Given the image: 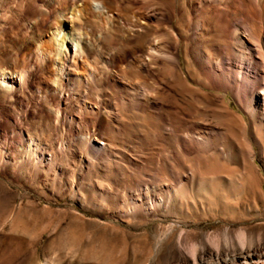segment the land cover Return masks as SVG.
I'll return each instance as SVG.
<instances>
[{"label": "rangeland", "instance_id": "obj_1", "mask_svg": "<svg viewBox=\"0 0 264 264\" xmlns=\"http://www.w3.org/2000/svg\"><path fill=\"white\" fill-rule=\"evenodd\" d=\"M120 1L111 29L102 30L103 19L90 15L75 22L104 56L118 61L108 67L89 58L103 84L81 93L69 87L78 98L73 129L44 112L58 109L48 89L58 87L55 65L41 71L24 63V48L8 40L31 38L28 29L11 27L22 24L18 16H27L29 5H2L8 24L0 30V69H32L34 77L33 88L0 109V264H183L184 255L194 264L193 245L203 239L245 228L264 233V153L249 133L246 102L229 91L226 107L225 93L206 88L194 73L193 33L170 11L182 0ZM165 4L171 33L165 44L180 56L175 76L160 64L151 71L146 40L126 34ZM54 20L51 12L46 24ZM235 117L250 130L238 131L230 122ZM15 120L30 138L14 140ZM257 132L263 139L264 130ZM27 149L35 153L29 157Z\"/></svg>", "mask_w": 264, "mask_h": 264}, {"label": "bare ground", "instance_id": "obj_2", "mask_svg": "<svg viewBox=\"0 0 264 264\" xmlns=\"http://www.w3.org/2000/svg\"><path fill=\"white\" fill-rule=\"evenodd\" d=\"M4 1L6 0H0V30H4L8 24L1 13ZM38 1L40 0H24L29 5L30 13L27 16H18L22 19L21 25L17 22L11 24V27L31 31V38L19 39L18 36H10L8 40L24 48V63L34 62L36 69L41 71L46 70L50 63L55 65L54 75L58 87L48 89L56 97L58 109L45 106L44 112L54 114L56 124H61L66 129L78 128L74 117L75 107L72 106L74 102L77 103V97L72 93L74 86L81 93L84 88L96 89L103 84L96 68L90 67L89 58L97 57L96 61L104 62L108 67L116 64L118 59L112 54L104 56L96 42L89 38L82 27L77 28L75 22L87 19L90 15L103 19L102 30L111 29L116 23L112 11L119 8L122 1L41 0L42 7L37 8ZM164 6L161 9L153 7L150 15L142 16L141 21L136 23V30L126 31L131 41L146 40V66L151 70V65L160 64L166 74L171 76L180 71V56L170 51L165 44L167 36H171L166 28L168 9L171 8L170 11H174V14L180 13L182 19H186L185 26L193 33L189 54L194 73L204 81L206 88L225 93L222 98L226 107L225 100L229 91L233 92L240 104L246 102L245 106L251 118L250 127L253 130L249 133L264 153V138L259 139L257 135V129L264 130V23L262 25L259 22V16L264 10V0H182L178 9L168 8L167 4ZM32 10L39 14L34 16ZM51 12L55 14V20L46 24V18ZM246 31L250 34H246ZM180 35L183 37V33ZM215 37L221 40H216ZM36 45L37 51L34 52ZM82 69L84 72H81ZM33 77L32 69L16 73L12 68L0 69V109H4L8 98L19 97L23 91L33 88ZM116 84L113 82L112 87ZM66 109L72 113L65 114ZM78 109L80 114L87 111V107ZM227 113L231 115L228 110ZM232 121L238 131H242V128L244 131L250 130L243 117H235L230 120ZM17 122L15 120L10 125L14 140L24 141L27 137L30 138L29 135L26 137ZM94 148L98 149L96 145ZM247 152L252 153L251 150ZM25 153L30 157L35 150L27 149ZM25 167L26 162L20 168ZM253 169L258 173L256 167ZM193 249L194 264H264V233L254 234L247 228L227 230L222 238L217 235L210 236L195 243ZM181 262L191 264L186 255Z\"/></svg>", "mask_w": 264, "mask_h": 264}]
</instances>
